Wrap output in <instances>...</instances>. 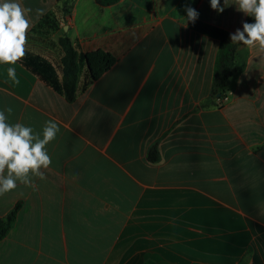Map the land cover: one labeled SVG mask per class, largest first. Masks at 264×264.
Returning a JSON list of instances; mask_svg holds the SVG:
<instances>
[{
  "label": "crops",
  "instance_id": "0c3cea01",
  "mask_svg": "<svg viewBox=\"0 0 264 264\" xmlns=\"http://www.w3.org/2000/svg\"><path fill=\"white\" fill-rule=\"evenodd\" d=\"M17 2L31 27L55 4ZM189 6L232 33L246 20L235 0L222 13L210 0H73L50 35L111 52L106 71L89 80L82 67L67 100L20 62L0 64L9 122L60 128L46 179L0 196V215L19 201L0 264H264V50L236 45L219 101L218 40L189 25Z\"/></svg>",
  "mask_w": 264,
  "mask_h": 264
},
{
  "label": "clouds",
  "instance_id": "9594fccd",
  "mask_svg": "<svg viewBox=\"0 0 264 264\" xmlns=\"http://www.w3.org/2000/svg\"><path fill=\"white\" fill-rule=\"evenodd\" d=\"M228 0L221 6L220 0H210V6L218 13L224 11ZM237 11L254 19L253 23L242 22L230 34L232 43L241 44L249 49L259 46L264 50V0H235ZM187 20L195 23L199 13L192 7H186ZM17 0H3L0 3V64L16 65L26 56L27 34L31 27L27 13ZM38 15L43 10L37 9ZM8 77L19 84L16 68H7ZM12 107L0 110V196L15 190L18 184L36 190L33 178L46 179L43 170L48 169L52 159L47 145L55 140L60 131L58 124L46 121L42 133L22 123H10Z\"/></svg>",
  "mask_w": 264,
  "mask_h": 264
},
{
  "label": "trees",
  "instance_id": "16d2710c",
  "mask_svg": "<svg viewBox=\"0 0 264 264\" xmlns=\"http://www.w3.org/2000/svg\"><path fill=\"white\" fill-rule=\"evenodd\" d=\"M72 1L73 0H55L54 7L44 12L34 26L30 28L27 38L32 37L31 33H39V35L42 36L52 32L56 28H60V25L66 23V15L70 11ZM96 1L100 5H106L116 0ZM245 21L253 23L254 19L246 16ZM189 25L218 40V48L213 63L212 95L215 96L217 92L220 94L225 91L224 88L231 73L234 50L237 43H232L230 40V34L232 32L206 21L197 19L195 23L190 21ZM52 41L57 46L59 52L57 68L39 53L28 49H26L25 58L19 62L48 85L60 90L67 100H72L75 95L78 75L82 67L85 66L88 79L93 80L106 71L116 59L111 52L102 48H95L85 52L78 51L65 31L57 35ZM146 158L150 162H154L158 159V151L154 144L148 147ZM18 206L19 201H17L5 214L0 215V238L9 229ZM143 264H155V262L147 258L143 261Z\"/></svg>",
  "mask_w": 264,
  "mask_h": 264
},
{
  "label": "rangeland",
  "instance_id": "374dc122",
  "mask_svg": "<svg viewBox=\"0 0 264 264\" xmlns=\"http://www.w3.org/2000/svg\"><path fill=\"white\" fill-rule=\"evenodd\" d=\"M31 34H32V37L29 38L30 40L28 39L30 42L29 47H31L33 50H37L40 48V46L44 45V48L50 49V51L48 50L47 52L48 56L46 59H48L54 65V67L57 68L59 52H56L58 48L52 41L54 40V38L50 35L51 32H49L46 35H42V36L39 35V33L37 34L31 33ZM26 49H28V47H26Z\"/></svg>",
  "mask_w": 264,
  "mask_h": 264
},
{
  "label": "built area",
  "instance_id": "2783aa9c",
  "mask_svg": "<svg viewBox=\"0 0 264 264\" xmlns=\"http://www.w3.org/2000/svg\"><path fill=\"white\" fill-rule=\"evenodd\" d=\"M228 94H229V91H224L222 93H220L217 97L219 99V101H223V100H226L228 98Z\"/></svg>",
  "mask_w": 264,
  "mask_h": 264
},
{
  "label": "water",
  "instance_id": "95a60500",
  "mask_svg": "<svg viewBox=\"0 0 264 264\" xmlns=\"http://www.w3.org/2000/svg\"><path fill=\"white\" fill-rule=\"evenodd\" d=\"M66 27H67V25L66 24H63V26H62L63 30H65Z\"/></svg>",
  "mask_w": 264,
  "mask_h": 264
}]
</instances>
